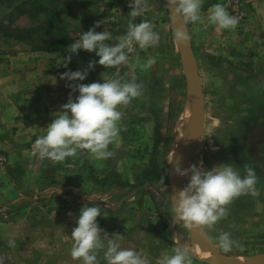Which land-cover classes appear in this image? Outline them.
I'll list each match as a JSON object with an SVG mask.
<instances>
[{"label": "crops", "instance_id": "obj_1", "mask_svg": "<svg viewBox=\"0 0 264 264\" xmlns=\"http://www.w3.org/2000/svg\"><path fill=\"white\" fill-rule=\"evenodd\" d=\"M62 1L65 4L60 14H77L85 19L70 27L71 32L79 34L73 40L67 38L64 49L36 51L24 41L0 32V256L4 257V264H43L44 255L52 256L56 262L58 255L72 260L67 235H71L76 226L75 217L85 203L100 207L113 223L120 222L119 217L125 215L131 222L136 220V231L131 233L136 244L146 241L152 245L157 226L162 232L165 229L169 232L173 225L178 236L186 235L183 226L172 222L173 216L168 212L171 197L165 166L171 165L168 155L173 145L165 149L171 131L164 123L165 112L181 108L177 124L186 117L185 130H191L192 120L185 63L173 36L166 1L146 0V11L134 20L129 15L132 0ZM217 3L239 18L234 30H218L207 24L208 10ZM42 10L36 15H55L53 11ZM201 17L200 22L186 25L202 82L205 109L200 144L189 165L201 166L202 162L203 168L210 170L221 163H232L241 171L245 164L255 169L260 196L235 199L229 205L232 209L227 217L218 222L221 226L209 235L215 236L223 230L231 233L232 238L257 237L264 241V155L253 161L245 147L251 124L264 114V0H202ZM24 18L29 17H19L18 21ZM29 19L34 20L31 26L42 25L35 18ZM98 21L103 23L95 31H108L113 37L108 42L112 43L126 31L130 21H148L151 25L154 22L153 30L162 33L158 49L151 53L147 49L149 54L136 49L129 54V65L135 64L134 69L125 65L105 69L96 64L80 82L102 83L105 76L125 80L135 76L138 83L144 82L143 95L119 109L120 131L109 145L112 153L109 158L96 160L82 151L63 163L41 162L30 156L32 143L44 134V128L55 118L54 113L67 103L71 91L67 85L73 83L61 79V75L69 70H83L90 60L99 59L95 52L78 50L72 55L67 48ZM6 39L11 42L8 47L15 46L16 51L4 52L2 41ZM28 46L30 50L24 48ZM69 55L71 60L64 67V57ZM150 57H155V63L148 69L140 67ZM167 63L175 71L178 69V73L170 72ZM76 95L77 92H72L73 100ZM220 96L225 97V106ZM225 108L234 115L222 124L220 111ZM235 110L246 111L250 118L236 121ZM189 131H184L186 138ZM186 183L184 177L183 187ZM44 192L55 193L46 204ZM101 217L104 218L97 219ZM9 239L15 240V247H9ZM43 239H56L53 243L57 247L44 249ZM58 242L65 244L64 247H59Z\"/></svg>", "mask_w": 264, "mask_h": 264}, {"label": "clouds", "instance_id": "obj_2", "mask_svg": "<svg viewBox=\"0 0 264 264\" xmlns=\"http://www.w3.org/2000/svg\"><path fill=\"white\" fill-rule=\"evenodd\" d=\"M166 3L173 19L178 17L180 20L173 32L175 40L187 42L190 36L184 26L202 20V0H166ZM130 8L129 15L134 20L146 11V0H132ZM101 23L103 21H98L93 28L83 31L79 39L67 48L72 55L77 54L78 50L95 52L99 59L90 60L83 70H69L61 75V79L73 83L67 85L71 89L67 103L54 113L55 118L44 128V134L32 143L30 156L41 162L63 163L66 158L77 157L82 151L96 160L109 158L112 155L109 145L120 131L122 112L119 109L143 95V85L137 82L135 76L127 80L105 76L102 83H80L96 64L105 69H118L121 65L134 69L135 64L129 65V54L136 49L146 50L159 44L160 35L148 21H130L126 31L114 38V43L108 42L113 39L108 31H95ZM238 23L239 18L230 15L220 3L208 10L207 24L218 30H234ZM70 60L71 55L64 57L63 66L67 67ZM154 63L155 57H150L140 67L148 69ZM72 92L78 93L75 100ZM169 163H172V159ZM173 172L187 178L185 186L174 198L171 196V211L183 227L201 230L225 253L239 246L229 232L217 231L215 236L209 233L227 217L228 206L235 199L260 196L255 169L245 164L241 171L234 168L232 163H221L205 170L201 162V166L192 164L182 170L177 161L173 165ZM98 216H105L98 206L85 203L79 209L75 217L76 226L71 235H67L71 245L68 254L73 261L78 264H100L98 256L102 253L103 264H148L139 251L122 246L120 234L109 236L104 232L98 225ZM8 245L15 247V240L9 239ZM0 264H4L2 256ZM156 264H191V259L185 248L177 246L171 253L166 252L158 257Z\"/></svg>", "mask_w": 264, "mask_h": 264}, {"label": "rangeland", "instance_id": "obj_3", "mask_svg": "<svg viewBox=\"0 0 264 264\" xmlns=\"http://www.w3.org/2000/svg\"><path fill=\"white\" fill-rule=\"evenodd\" d=\"M206 1L210 2V0H206ZM20 2H21V0H0V29H2L1 30L2 32H6L5 30L7 29V24L9 22V20H13L12 28L19 27V26L20 27H24V26L29 27V26H31V23L34 22V20H30L29 18H24L21 21H18V18H16L15 13L14 12H10L11 6L19 5ZM63 4H65V2L62 1V0H56L55 2H52L50 0H47V1L46 0H41V1H39L36 4V7L38 8V10H40V8H42V9H45V10L47 9L49 11H53L54 14H55V17L59 19V21L53 20L54 21L53 24H55L56 26L62 27L65 30V33H64V37L65 38H69V39L73 40L74 37H76L77 34H79V32H76V31L74 33L71 32L69 30L70 27L72 25L75 26L78 21H83L85 19L82 18L83 16H79L77 14L76 15L73 14V16H67V15L60 14L59 10H60V8H61V6ZM48 18L51 19V16L47 17L46 14H43V15H40V16L37 15V17L35 19H37L38 24H44V23H46V20ZM153 24H154V22H153ZM153 24H152V26H155ZM157 32L160 35H162V33H160V31H157ZM52 40L53 39H51V41ZM2 42L5 45L3 47L4 48V52L7 51V50L13 51V52L17 50V48L15 46L8 47L9 44H11V42L8 41L7 39L2 41ZM158 47H159V44L156 47H153L154 49L153 48H149L150 49L149 52L151 53L152 50H156V49H158ZM21 48H23V47H21ZM24 48H26L28 50L31 49V47H29V46L28 47H24ZM146 53L149 54L147 49H146ZM146 53L144 51V54H145L144 57L147 56ZM167 58H168V61H170L169 56H167ZM166 68L168 70H170V72H173V74H177L178 73V69H176V71H175V69H172L169 64L167 65ZM171 70H173V71H171ZM172 85L173 84H171V86ZM238 96L239 95H237V97ZM220 97L222 98V102H223L222 106H225V103H224L225 97L224 98H223V96H220ZM239 99H241V98L236 99V101L239 100ZM181 101H182V99L179 102H181ZM230 111L233 112L234 110L230 109ZM245 112L246 111H242V110L241 111H236L235 120L236 121H244L245 122V120L249 119L250 116L246 115ZM220 113H221L220 117H221V119H223L221 121L222 124L225 123L226 119L231 118V117L233 118V115H234L232 113H228L226 111V108H225L224 111H220ZM238 114H240L239 117H238ZM166 115H167V117H166ZM181 115H182L181 108H178L177 110H172V109L168 110L167 114L165 112L164 123L167 124L169 130H171L170 131V137H169L170 140H167V143H165V149L166 150L171 148V146L173 145L172 141L174 139L173 134H175V126H177V121L181 117ZM262 117L264 119V114H263ZM232 121L233 120H231V121L229 120V122H232ZM227 124H230V123L227 122ZM237 133H239V134L241 133L239 131V128H238V132ZM262 135H263V133H262ZM171 150H172V148L170 149V151ZM168 162H169V160H168ZM165 169L167 170V174L169 176V165L168 166L166 165ZM42 195L44 196V199H45V200H43L44 204H46V203L50 202L52 197L55 196V193L50 195V192H44V194H42ZM155 198H157V196ZM168 206H169L168 207V212L173 216V221L172 222H176V224H180V226L182 227L183 226L182 222L179 221L178 219H176L174 214L171 211V198H170V202H169ZM228 208H229V211H230V209H232L231 206H228ZM28 210L32 214H36V210L34 208H32V209L30 208ZM45 214H46V211H45ZM162 214L163 215L165 214L164 211H163ZM121 215H122V213H121ZM119 218H121L120 222L117 221V222L113 223L114 221H109L108 217L105 215L104 218L101 217V218L97 219L98 220V225L101 226V228L104 230V232H107L109 234V236H111L113 233L120 234L122 236V240H121L122 246L126 247V248H132V249H134L136 251H139L143 255V257L148 261V264H156V260H157L158 257H160L161 255H163L166 252L167 253H171L172 249L177 247V246H181V247L185 248L188 251V253L191 252L190 248H194V244H193L194 241L192 240L188 230L183 227V230L186 232L185 233L186 235L185 236H181V235L178 236V233H176V228H173V225H170V228H171V229H169L170 235H169V232H167L168 230L165 229L166 231L163 230V232H162L161 230L157 229V227H158L157 226L156 227V231H155L156 233H155V236H154L155 237V241H154V243H152V245H151V242L147 243L146 241L142 242V243L138 242L139 244H136V242H135L136 240H133V237H131V233H134L136 231V226H137L135 224L136 220L131 222L130 220L127 219L128 218L127 215H125L123 217H119ZM161 220H162V218H161ZM219 226H221V225L217 224L215 227H219ZM143 227L145 228L146 226L143 225ZM168 227H169V224H168ZM144 233H145V231H144ZM101 234L103 235V233H101ZM256 234H258V232ZM233 239L238 242L239 246L234 247L232 249V251L229 252V253L223 252L216 245L218 252L222 256H225V257H238L239 256L241 258H249V257H253V256L262 255V254H258V253L264 252V248L262 246V244H264V241L262 239H259L257 237L244 238L242 236L233 237ZM55 240L56 239H48V240L47 239H43V247H44V249L49 250L53 245H54V247H57L56 243H53ZM64 245L65 244H63L61 242H58V246L59 247H64ZM147 250L149 251V254L146 253ZM245 252H248V254H246L244 256H240V255H242V253H245ZM101 257H102V253L99 254L98 259H100V264H103V260H102ZM57 258H58V261L56 262L55 260H52V256L44 255L43 264H78L77 261L67 260L65 255L64 256L58 255ZM190 259H191V264H204V263L200 262L199 260H197L194 257L190 256Z\"/></svg>", "mask_w": 264, "mask_h": 264}, {"label": "water", "instance_id": "obj_4", "mask_svg": "<svg viewBox=\"0 0 264 264\" xmlns=\"http://www.w3.org/2000/svg\"><path fill=\"white\" fill-rule=\"evenodd\" d=\"M166 1V0H165ZM167 4V3H166ZM168 7V6H167ZM169 18L172 31L174 32L180 20L178 17L173 19L171 9L168 7ZM184 30L188 33L187 26H184ZM190 36V35H189ZM180 50V54L185 63V72L188 82V101L191 109L192 126L186 140L185 150L182 155L175 158L171 167L169 166V188L170 197H175L176 193L183 188L184 177L175 175L173 172V165L179 161L181 169H187L190 160L194 156L201 140L203 133L204 121H205V109H204V95L202 89V82L197 66V61L193 52L191 39L187 42L176 41ZM188 230V229H187ZM192 240L200 243L210 253L208 258L200 259L195 256L194 252H189L191 257L196 258L204 264H264V255L253 256L249 258L240 257H225L222 256L218 250L214 247L212 242L208 239V236L204 235L199 229L188 230Z\"/></svg>", "mask_w": 264, "mask_h": 264}, {"label": "trees", "instance_id": "obj_5", "mask_svg": "<svg viewBox=\"0 0 264 264\" xmlns=\"http://www.w3.org/2000/svg\"><path fill=\"white\" fill-rule=\"evenodd\" d=\"M36 2L33 3H20L17 6H11L10 12H14L16 18L28 16L29 18H36V13L40 10L36 7ZM31 7V8H30ZM44 13L47 9L42 10ZM42 12V13H43ZM47 17L51 16L46 14ZM53 16V17H52ZM52 20L59 21L55 15H52ZM56 18V19H55ZM47 19L46 23L40 26H31L29 28L15 27L12 28L13 20H9L6 32H2L6 37H13L22 40L36 51H56L64 49L68 39L64 37L65 30L62 27L53 24L54 21ZM51 39H53L51 41ZM38 41V42H37Z\"/></svg>", "mask_w": 264, "mask_h": 264}, {"label": "bare ground", "instance_id": "obj_6", "mask_svg": "<svg viewBox=\"0 0 264 264\" xmlns=\"http://www.w3.org/2000/svg\"><path fill=\"white\" fill-rule=\"evenodd\" d=\"M186 120H187L186 117L185 118L183 117L178 122V124L175 128L172 150L169 152V155H168L169 161L172 159L174 162L175 158L180 156L181 153L183 154V152H184L183 150H185L187 138H186V133L184 131H189L188 130L189 128L187 130H185L186 126L185 127L183 126ZM191 125H192V122H191ZM191 125H189V127ZM173 162L171 163V165L173 164ZM171 165H170V167H171ZM193 244H194V248H190V249L194 252L196 257H198L200 259H204V258H208L210 256V254H208L206 252V250H205L206 248L204 246H202L200 243L194 242ZM238 260H242V258H239Z\"/></svg>", "mask_w": 264, "mask_h": 264}, {"label": "flooded vegetation", "instance_id": "obj_7", "mask_svg": "<svg viewBox=\"0 0 264 264\" xmlns=\"http://www.w3.org/2000/svg\"><path fill=\"white\" fill-rule=\"evenodd\" d=\"M260 120V122H259ZM258 121V123H256ZM256 122L251 124L249 129L248 140L245 143L248 155L251 159L256 160L260 155H264V119L263 117L257 118ZM263 133V135H262ZM260 139V140H259Z\"/></svg>", "mask_w": 264, "mask_h": 264}]
</instances>
